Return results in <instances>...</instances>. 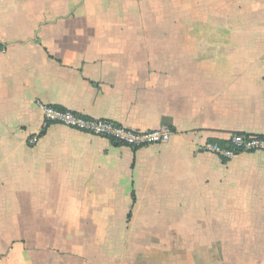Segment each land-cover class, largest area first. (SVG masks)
Masks as SVG:
<instances>
[{"label": "crops", "instance_id": "1", "mask_svg": "<svg viewBox=\"0 0 264 264\" xmlns=\"http://www.w3.org/2000/svg\"><path fill=\"white\" fill-rule=\"evenodd\" d=\"M0 45V264H264V153L200 150L264 137V0H0Z\"/></svg>", "mask_w": 264, "mask_h": 264}, {"label": "built area", "instance_id": "2", "mask_svg": "<svg viewBox=\"0 0 264 264\" xmlns=\"http://www.w3.org/2000/svg\"><path fill=\"white\" fill-rule=\"evenodd\" d=\"M7 49L0 45V54ZM44 116V126L52 124L62 125L77 132L91 136L115 141L120 145L140 149L152 145H160L168 142L172 136L170 128H161L148 132L130 130L109 120L89 118L72 111L40 104ZM39 137L30 140L31 145L37 144ZM200 150L214 154L222 159H232L241 153H264V137L245 134H235L226 144L207 142L200 146Z\"/></svg>", "mask_w": 264, "mask_h": 264}, {"label": "rangeland", "instance_id": "3", "mask_svg": "<svg viewBox=\"0 0 264 264\" xmlns=\"http://www.w3.org/2000/svg\"><path fill=\"white\" fill-rule=\"evenodd\" d=\"M195 25V24H194ZM199 25V24H198Z\"/></svg>", "mask_w": 264, "mask_h": 264}]
</instances>
